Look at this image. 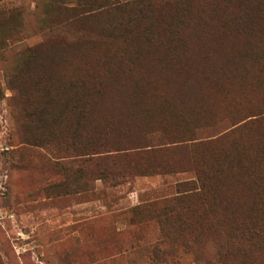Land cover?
Listing matches in <instances>:
<instances>
[{
    "label": "rangeland",
    "instance_id": "obj_1",
    "mask_svg": "<svg viewBox=\"0 0 264 264\" xmlns=\"http://www.w3.org/2000/svg\"><path fill=\"white\" fill-rule=\"evenodd\" d=\"M263 146L264 0H0V264H264Z\"/></svg>",
    "mask_w": 264,
    "mask_h": 264
},
{
    "label": "trees",
    "instance_id": "obj_2",
    "mask_svg": "<svg viewBox=\"0 0 264 264\" xmlns=\"http://www.w3.org/2000/svg\"><path fill=\"white\" fill-rule=\"evenodd\" d=\"M214 46H215L214 48H216V50L214 52L224 51V48L225 47L221 46L220 44L214 43ZM218 46H220V50H219ZM211 47H212V45L209 46V49ZM153 50H154V52H158V51H169L170 48L167 49L165 46L160 45V46L155 47ZM223 55H216V54H214L213 56L209 55L210 56V61H208L206 63H202V62H204L205 59H201L200 57H193V56H187V55L185 57H186V61L188 62L189 68H190V66L193 63L190 59L197 58V59H201V65H200V67L201 68L203 67V69L210 68V66L213 65V64H218L219 67H220V69L223 70V67H225V65L223 63V59L224 58H222ZM95 56H96V52L93 51L92 58L96 62L101 63L103 66H105L104 62L103 61L96 60L95 59ZM156 56L160 57L159 59H156V61L160 65H166L167 63H170L173 60V57H174V55H170V54H167V53H164L163 55L157 54ZM165 57H167V60L164 59ZM106 68H107V66H106ZM104 77H105V74L103 73V71H101L95 77L91 78V80L93 82L90 81L91 82L90 85H87L85 83V80L84 81L82 79L77 80L76 81L75 90H78L79 92H81V91L87 92L89 94L96 93L98 95H102L100 97V100L98 101V102H100L101 100L106 99V98H104L103 94H104V92L107 89L108 82L107 81L105 82ZM231 79H232V76H231L230 79H227V77H224V81L225 82L230 81ZM103 80H104V87L102 86V84L100 82V81H103ZM251 85H252V83H251ZM88 86H90V89L87 90ZM246 86H248V85H246ZM226 89L230 91V87H228ZM107 99H109V98H107ZM98 102H94V101L93 102H90V101H88L86 108L80 114V124H82L83 131L84 130H88L89 131V130L95 129L92 126L96 123V121L104 120V119H108V118H112L113 120H116L113 115H110V116L105 117V118L98 117L96 115V113H95V107L97 105H99ZM123 125H126L125 126L126 128H128V126L132 128L135 125V123H126V124H123ZM96 148L93 149V150H91V151H87V152H85V153H83L81 155H78L77 157H74V158L89 159L91 157H94V156H96V153H98L96 151ZM258 152H260V153H258V154L256 153V155H258V156L260 155L262 157V159L259 161V163H262V162H264V149L262 151H258ZM249 168H250V166H248L246 164H243L241 166L240 170L242 171V173L244 175V172H248ZM249 174L256 176L254 173H252V174L249 173Z\"/></svg>",
    "mask_w": 264,
    "mask_h": 264
},
{
    "label": "bare ground",
    "instance_id": "obj_3",
    "mask_svg": "<svg viewBox=\"0 0 264 264\" xmlns=\"http://www.w3.org/2000/svg\"><path fill=\"white\" fill-rule=\"evenodd\" d=\"M208 58V57H207ZM206 61V60H205ZM185 63V62H184ZM155 64V63H154ZM166 66V65H165ZM182 66V65H181ZM184 66V65H183ZM189 67V66H188ZM211 67V66H210ZM187 68V67H186ZM203 68V67H202ZM177 69V68H176ZM204 70V69H203ZM209 70H210V68H209ZM189 71H191V70H189ZM210 73V72H209ZM191 74V73H190ZM194 74V73H193ZM180 75V74H179ZM178 76V75H177ZM195 76V75H194ZM184 77V76H183ZM189 77V76H188ZM204 77V76H203ZM162 79V78H161ZM204 80V79H203ZM188 81V80H187ZM195 81V80H194ZM172 82V81H171ZM197 82V81H196ZM189 83H190V81H189ZM197 85V84H196ZM175 86V85H174ZM106 114V113H105ZM109 115V114H108ZM127 122V121H126Z\"/></svg>",
    "mask_w": 264,
    "mask_h": 264
}]
</instances>
